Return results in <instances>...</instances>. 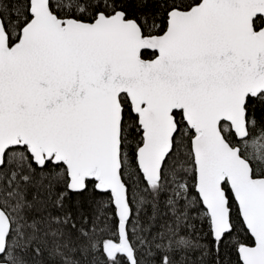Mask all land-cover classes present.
I'll return each instance as SVG.
<instances>
[{
  "label": "snow or ice",
  "instance_id": "obj_1",
  "mask_svg": "<svg viewBox=\"0 0 264 264\" xmlns=\"http://www.w3.org/2000/svg\"><path fill=\"white\" fill-rule=\"evenodd\" d=\"M0 264H264V0H0Z\"/></svg>",
  "mask_w": 264,
  "mask_h": 264
}]
</instances>
